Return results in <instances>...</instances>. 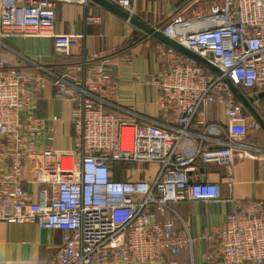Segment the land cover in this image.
I'll return each mask as SVG.
<instances>
[{"label":"built area","instance_id":"built-area-1","mask_svg":"<svg viewBox=\"0 0 264 264\" xmlns=\"http://www.w3.org/2000/svg\"><path fill=\"white\" fill-rule=\"evenodd\" d=\"M106 1L141 20L136 0ZM60 3L102 8L94 0H0V224L61 231L62 244L48 264H180L184 251L196 264L199 240L176 208L222 198L219 184L195 181L196 164L230 170L235 147L242 157L264 152L240 142L261 125L225 81L251 97L264 92V0H222L206 16L150 25L220 71L158 40L160 72L148 82L159 90V115L150 123L119 106L111 53H84L51 69L28 58L11 66L3 56L5 38L46 36L58 56L73 59L77 36L56 31ZM122 60L129 63L130 56ZM49 87L54 99L71 103L72 150H56V128L37 115ZM212 104L228 121L220 126L226 140L214 146L205 143ZM194 123L204 133L196 134L198 146L187 155ZM29 172L40 186L37 200L24 186ZM232 203L223 227L204 236L205 264H264V201Z\"/></svg>","mask_w":264,"mask_h":264},{"label":"crops","instance_id":"crops-1","mask_svg":"<svg viewBox=\"0 0 264 264\" xmlns=\"http://www.w3.org/2000/svg\"><path fill=\"white\" fill-rule=\"evenodd\" d=\"M222 0H136L138 17L151 26H160L175 16L185 19L206 16L215 4ZM1 16V14H0ZM56 31L60 34L77 36L71 47L73 59L58 56L53 39L50 37H8L3 40L4 57L11 66H24L23 58H28L48 68L77 61L85 54L108 52L114 55L111 68L120 81L119 106L136 115L139 122H152L158 118V88L148 82L149 76L160 72L156 50L159 41L147 38L136 27L128 24L119 16L105 8L85 11L81 5L60 3L57 6ZM130 56V62L122 60ZM242 94L251 98V106L264 121V99L255 98L249 93ZM246 113L251 115L246 109ZM37 115L48 126L57 130L55 148L69 151L74 148L73 128L71 127V103L54 99L53 89L42 92L38 101ZM207 123L212 127L207 131V144L218 145L225 141L220 126L227 124L224 110L218 104L206 108ZM192 135L187 138L184 153L193 155L199 140L196 134L204 133L197 123L191 126ZM243 144L264 150V128L248 134L240 140ZM235 163L227 170L215 164L197 163L193 173L195 181H209L220 185L221 201L212 203H187L178 206L177 211L191 226L192 234L199 240L196 246V264H205V234L221 229L228 214L233 210V199L264 201V152L257 156L242 157L241 149L234 148ZM30 170H33L34 164ZM24 184L26 190L37 200L39 184L33 180L32 172ZM63 234L59 230L40 228L35 223L0 224V264H48L62 244ZM180 264H189L188 253L178 257ZM147 264V263H140Z\"/></svg>","mask_w":264,"mask_h":264},{"label":"water","instance_id":"water-1","mask_svg":"<svg viewBox=\"0 0 264 264\" xmlns=\"http://www.w3.org/2000/svg\"><path fill=\"white\" fill-rule=\"evenodd\" d=\"M94 1H96L98 4H100L103 8L107 9L111 13L119 16L120 18H122L124 20H130V22L133 25H135L139 29L143 30L144 32L152 35L157 40H159V41H161L163 43H166L167 45L173 47L174 49L178 50L179 52L191 57L192 59H194L195 61H197L199 63H202V64L208 66L209 68H211L212 70H214L215 72L220 74V71L217 68L212 67L209 63H207L206 61L201 59L195 53L191 52L190 50H187L186 48H184L181 45L177 44L173 40L165 37L159 31H157L156 29H154L153 27H151L147 23L139 20L136 17H131L128 13L124 12L122 9H120L119 7L109 3L106 0H94ZM225 81L228 84V86L230 87V89L232 90V92L234 93V95L236 96V98L243 104V106L246 109H248L250 111L252 116H254L258 120V122L260 123L261 127L264 128V121L260 118V116L258 115L256 110L251 106L250 101H252V99L251 98H246L242 94V92L238 88H236L228 79H225Z\"/></svg>","mask_w":264,"mask_h":264},{"label":"rangeland","instance_id":"rangeland-1","mask_svg":"<svg viewBox=\"0 0 264 264\" xmlns=\"http://www.w3.org/2000/svg\"><path fill=\"white\" fill-rule=\"evenodd\" d=\"M254 97L257 98V99L262 98V97H264V92L261 93V94H259V93L255 94ZM142 167H143V169L145 171H149L152 174H155V172L157 171V166L156 165H143Z\"/></svg>","mask_w":264,"mask_h":264},{"label":"trees","instance_id":"trees-1","mask_svg":"<svg viewBox=\"0 0 264 264\" xmlns=\"http://www.w3.org/2000/svg\"><path fill=\"white\" fill-rule=\"evenodd\" d=\"M241 91L245 93V91H243V90H241Z\"/></svg>","mask_w":264,"mask_h":264}]
</instances>
